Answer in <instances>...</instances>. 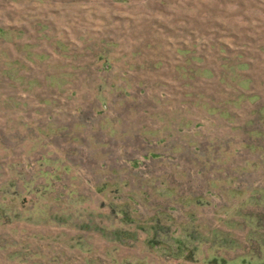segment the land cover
<instances>
[{
	"label": "rangeland",
	"instance_id": "374dc122",
	"mask_svg": "<svg viewBox=\"0 0 264 264\" xmlns=\"http://www.w3.org/2000/svg\"><path fill=\"white\" fill-rule=\"evenodd\" d=\"M258 204L264 0H0V264H223Z\"/></svg>",
	"mask_w": 264,
	"mask_h": 264
},
{
	"label": "trees",
	"instance_id": "16d2710c",
	"mask_svg": "<svg viewBox=\"0 0 264 264\" xmlns=\"http://www.w3.org/2000/svg\"><path fill=\"white\" fill-rule=\"evenodd\" d=\"M252 99H254V97H252ZM258 191H260V190H257V192ZM255 192H256V190H255ZM253 195L254 194L252 193L250 195V197L248 198V200H250V201L254 200ZM256 201H259V199H257ZM259 205L260 204L257 205V207L259 209H260V207L262 208L264 206V205H262V206H259ZM111 214L112 215H110V216L114 217V216L117 215V212L116 213L115 212H111ZM97 217H99V216H97ZM242 217L244 218L243 219L244 220V226L249 228L248 231L246 232V237L245 238L247 239L246 241L250 245V249H248L247 252L245 254H243V255H237L236 258H234L233 260L224 261L223 264H228V263L229 264H238V262L240 260H242L244 263H246L248 261L247 260L248 256L256 257L255 256V254H257L256 251H259V253H260L263 250L262 249V245H260V243H258V241L261 239L264 242V214L243 215ZM122 221H125V218ZM86 227H89V225H87ZM130 229L129 228L128 229L127 228H125V229H117V228L113 229V231L111 232V234L113 236V241L122 242L124 244H126V243L133 244L134 242H136L137 238H138L137 237V232L134 231V230L131 231ZM227 236H229V235H227ZM191 239L192 240L193 239L196 240V238H191ZM188 244L186 242L180 241V243L177 244V246H178L177 248H183L184 249L185 247H187ZM227 245H225L224 248H227L226 247ZM254 245H257V247L254 248ZM220 247H223V246H220ZM252 259L248 261L249 264L253 263ZM257 262H258V264H264V261L262 262L260 258H257ZM217 264H219V263H217Z\"/></svg>",
	"mask_w": 264,
	"mask_h": 264
}]
</instances>
